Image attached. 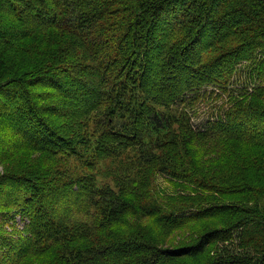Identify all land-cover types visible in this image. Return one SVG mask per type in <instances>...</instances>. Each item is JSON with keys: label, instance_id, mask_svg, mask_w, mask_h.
<instances>
[{"label": "trees", "instance_id": "16d2710c", "mask_svg": "<svg viewBox=\"0 0 264 264\" xmlns=\"http://www.w3.org/2000/svg\"><path fill=\"white\" fill-rule=\"evenodd\" d=\"M128 150L222 199L166 211L40 161ZM0 165V264H264V0H0Z\"/></svg>", "mask_w": 264, "mask_h": 264}, {"label": "rangeland", "instance_id": "374dc122", "mask_svg": "<svg viewBox=\"0 0 264 264\" xmlns=\"http://www.w3.org/2000/svg\"><path fill=\"white\" fill-rule=\"evenodd\" d=\"M242 66L248 68L251 64L248 62ZM234 80L231 79V82H233L232 88L241 86L239 81L236 83L238 77ZM240 81L242 83V79ZM231 89L229 87V90ZM209 90L211 89L209 88L208 92L203 95L193 107L188 109L191 113L192 122L196 127L202 125L209 118L219 116L220 106L226 109L229 93H222L223 91L221 92L219 90V95L222 96L216 99L214 95V97H210ZM232 96L236 97L237 95L233 93ZM98 130V118L92 115L87 123L86 129L83 131L85 138L90 142H95L99 135ZM87 152V156H91L88 158H92V153H94L93 149ZM46 156L51 155L47 154V152H42V154H40V161L43 163L44 167H53L54 173L48 176L49 180L60 177L61 174L66 176H77V174L90 172L89 168L93 167L94 169L91 174L95 178L97 184L102 188L107 186L116 193L124 194L126 198L138 202H145L148 200L157 201L163 204V206H166L164 207L166 211L168 207H170L169 209H173L175 206L181 207L193 203L198 205L199 202L196 201L195 198L202 195L222 199L218 194L204 193L202 189L197 186L198 182L195 177H187L188 181L185 182L181 181V179L169 177L163 172L151 169L145 165V162L137 164L138 156L131 150L126 151V155L119 160H115V158L99 159V161H96L99 163L85 162V160L79 156L55 155L52 156V160ZM2 166L3 165H0V174L3 173ZM210 186L213 188H223L219 185L216 186V183L212 182H210ZM215 202L231 203V200L224 199ZM95 213L96 211L93 210L92 216L86 220L87 223L92 224V222L98 219ZM14 226L16 230L23 228L22 222L20 221ZM14 228H9L6 225L4 229L12 233L14 232Z\"/></svg>", "mask_w": 264, "mask_h": 264}]
</instances>
